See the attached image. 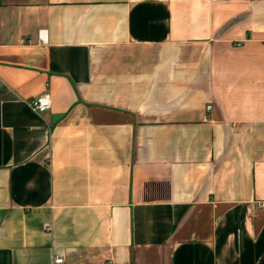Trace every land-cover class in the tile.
<instances>
[{"label": "crops", "instance_id": "crops-1", "mask_svg": "<svg viewBox=\"0 0 264 264\" xmlns=\"http://www.w3.org/2000/svg\"><path fill=\"white\" fill-rule=\"evenodd\" d=\"M260 201L264 0H0V264H264Z\"/></svg>", "mask_w": 264, "mask_h": 264}, {"label": "built area", "instance_id": "built-area-1", "mask_svg": "<svg viewBox=\"0 0 264 264\" xmlns=\"http://www.w3.org/2000/svg\"><path fill=\"white\" fill-rule=\"evenodd\" d=\"M31 108L38 112H44L51 108V102H50V96L47 91H41L40 94H38L35 98L31 99L29 101ZM207 108H210L208 105ZM257 207L264 208V201H260L256 204ZM53 263L55 264H61L62 259L60 257H55L53 260Z\"/></svg>", "mask_w": 264, "mask_h": 264}, {"label": "water", "instance_id": "water-1", "mask_svg": "<svg viewBox=\"0 0 264 264\" xmlns=\"http://www.w3.org/2000/svg\"><path fill=\"white\" fill-rule=\"evenodd\" d=\"M58 115H61V114H57V115L53 116V117H52V120H53V121L56 120L57 117H59Z\"/></svg>", "mask_w": 264, "mask_h": 264}]
</instances>
